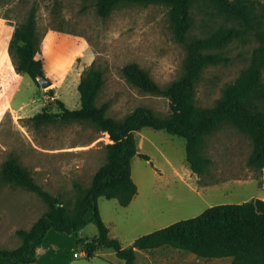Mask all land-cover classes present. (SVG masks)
<instances>
[{"label": "rangeland", "instance_id": "rangeland-1", "mask_svg": "<svg viewBox=\"0 0 264 264\" xmlns=\"http://www.w3.org/2000/svg\"><path fill=\"white\" fill-rule=\"evenodd\" d=\"M256 1L264 5V0ZM32 8L41 37L37 58L52 82L48 88L36 86L26 73H16L8 51L14 27L25 22ZM222 25L194 11L188 39L205 37ZM257 45L258 40L249 36L217 50L227 61L204 69L196 83L195 105L214 106L226 87L249 66ZM185 58V46L175 40L163 6L124 3L101 17L95 0H0V170L10 155L15 156L39 185L72 211L80 190L91 184L95 172L107 161L109 135L90 122L35 125L28 118L44 109L59 111L55 98L70 109L79 108L78 84L93 62L104 73L96 103H108V116L123 120L145 106L166 118L169 99L141 91L125 78L122 69L137 63L166 88L183 76ZM135 136L138 153L132 158L131 173L137 195L126 207L116 199H98L110 236L124 247L143 235L196 217L208 207L243 203L263 193L259 173L247 164L251 139L231 123L204 138L201 152L212 164L201 175L186 161L183 138L151 127L142 128ZM47 210L37 194L4 182L0 174V249L17 248L21 240L16 231L29 229ZM80 238L97 247L96 225L89 223L73 234L50 230L43 244L45 252H39L36 264H124L113 249L104 247L88 257ZM75 253L80 255L75 257ZM230 262V258H204L160 247L138 251L135 264Z\"/></svg>", "mask_w": 264, "mask_h": 264}, {"label": "trees", "instance_id": "trees-1", "mask_svg": "<svg viewBox=\"0 0 264 264\" xmlns=\"http://www.w3.org/2000/svg\"><path fill=\"white\" fill-rule=\"evenodd\" d=\"M124 3L165 7L175 40L185 46L184 74L166 88H161L137 63H129L122 69L125 78L141 91L167 97L170 113L162 118L150 108L139 106L123 120L108 116V103L101 106L96 103L104 85V73L93 62L84 70L78 84L79 108L70 109L55 98L59 111L44 109L29 117L28 121L35 125L90 122L107 133L111 142L107 144V161L95 172L91 184L80 190L72 211L39 185L15 156L10 155L4 161L0 170L3 181L37 194L48 210L29 229L16 231L21 244L14 249H0V264H33L50 230L73 234L81 232L89 223L96 225L98 246L79 239L88 257L94 256L93 250L104 247L113 249L124 264H135L138 251L171 247L204 258H231L230 264H264V213L256 209L253 200L208 207L196 217L143 235L127 247L110 236L99 212L98 199H116L126 207L137 195L131 161L138 153L135 133L144 127L183 138L186 161L193 172L201 175L212 164L201 152L204 138L223 124L231 123L251 139L248 166L260 176L264 169V5L256 0H95V7L98 15L107 17ZM194 11L223 25L205 37L188 39ZM249 36L258 40L249 66L226 87L214 106L197 107L196 83L200 75L207 66L227 61L217 50ZM8 51L15 72L26 73L36 86H41L37 80L38 70L42 69V60L37 58L41 37L35 8L25 22L14 27ZM141 156L149 160L147 155Z\"/></svg>", "mask_w": 264, "mask_h": 264}, {"label": "crops", "instance_id": "crops-1", "mask_svg": "<svg viewBox=\"0 0 264 264\" xmlns=\"http://www.w3.org/2000/svg\"><path fill=\"white\" fill-rule=\"evenodd\" d=\"M260 183H261V189H262L263 193L255 194V195L251 196V198H249V199L253 200V202H254V204L256 206V209L259 212L264 213V169H263L262 175L260 176ZM44 242H45V240H44ZM44 242H43V244H44ZM43 244L38 250V260L35 263H33V264H36L37 262H39V252L40 251L45 252V248H44ZM220 259H222V258H220Z\"/></svg>", "mask_w": 264, "mask_h": 264}, {"label": "water", "instance_id": "water-1", "mask_svg": "<svg viewBox=\"0 0 264 264\" xmlns=\"http://www.w3.org/2000/svg\"><path fill=\"white\" fill-rule=\"evenodd\" d=\"M39 84L43 88H48L52 85V82L46 77V75L43 73L42 69L38 70V78H37Z\"/></svg>", "mask_w": 264, "mask_h": 264}, {"label": "built area", "instance_id": "built-area-1", "mask_svg": "<svg viewBox=\"0 0 264 264\" xmlns=\"http://www.w3.org/2000/svg\"><path fill=\"white\" fill-rule=\"evenodd\" d=\"M80 254H78V253H75V257H78Z\"/></svg>", "mask_w": 264, "mask_h": 264}]
</instances>
